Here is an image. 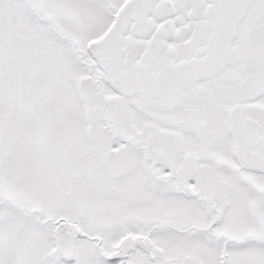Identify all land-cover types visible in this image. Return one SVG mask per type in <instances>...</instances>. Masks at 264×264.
Wrapping results in <instances>:
<instances>
[{"label": "snow or ice", "instance_id": "1", "mask_svg": "<svg viewBox=\"0 0 264 264\" xmlns=\"http://www.w3.org/2000/svg\"><path fill=\"white\" fill-rule=\"evenodd\" d=\"M0 264H264V0H0Z\"/></svg>", "mask_w": 264, "mask_h": 264}]
</instances>
